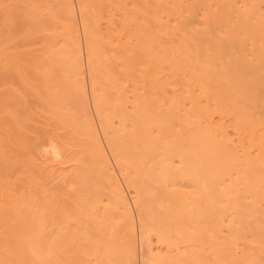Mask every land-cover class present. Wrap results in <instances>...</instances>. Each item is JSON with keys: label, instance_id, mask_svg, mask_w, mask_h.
Returning <instances> with one entry per match:
<instances>
[{"label": "bare ground", "instance_id": "1", "mask_svg": "<svg viewBox=\"0 0 264 264\" xmlns=\"http://www.w3.org/2000/svg\"><path fill=\"white\" fill-rule=\"evenodd\" d=\"M0 264H264V0H0Z\"/></svg>", "mask_w": 264, "mask_h": 264}]
</instances>
